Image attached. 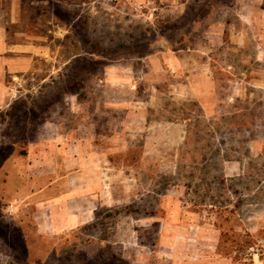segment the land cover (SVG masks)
<instances>
[{"label": "rangeland", "instance_id": "1", "mask_svg": "<svg viewBox=\"0 0 264 264\" xmlns=\"http://www.w3.org/2000/svg\"><path fill=\"white\" fill-rule=\"evenodd\" d=\"M0 264H264V0H0Z\"/></svg>", "mask_w": 264, "mask_h": 264}, {"label": "crops", "instance_id": "2", "mask_svg": "<svg viewBox=\"0 0 264 264\" xmlns=\"http://www.w3.org/2000/svg\"><path fill=\"white\" fill-rule=\"evenodd\" d=\"M136 103H137V101L134 102V101H132V99H130L128 101H124V100L118 101V102H116L114 100L112 101V107L123 108V110H124V115L121 116L122 120L118 124V130H116V125L112 124V134H116L118 131H121L119 135H122V136L123 135L124 136L131 135L133 128L131 126L128 127V125H129L128 122L130 120H134V118L136 120L145 121L144 123H146V119L148 120L147 115L142 114V112L139 111L138 113H136V116H134L135 113H134V110H132V107L135 108L137 106ZM125 109H126V111H125ZM127 130L129 132H127ZM80 143L81 142L77 143L78 144L77 148L82 147L83 150L87 149L88 151H91L94 148H96V149L98 148V146L95 143H91L90 141H86V143L83 146H81L82 144L80 145ZM89 157H91V155H88V157H86V159H88Z\"/></svg>", "mask_w": 264, "mask_h": 264}]
</instances>
